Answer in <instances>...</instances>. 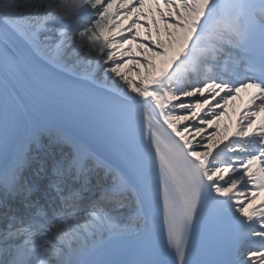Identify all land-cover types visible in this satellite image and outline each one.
<instances>
[{"label": "snow or ice", "instance_id": "snow-or-ice-1", "mask_svg": "<svg viewBox=\"0 0 264 264\" xmlns=\"http://www.w3.org/2000/svg\"><path fill=\"white\" fill-rule=\"evenodd\" d=\"M151 3L163 38L157 19L151 20L155 39L140 22L151 16V9L142 11L145 0H0V136L32 115L12 81L30 75L59 90L76 81L104 112L103 134L120 161L106 163L61 133L51 134L48 145L58 152L38 155L33 146L45 148L41 134L25 136L0 178V264H264V199L255 203L264 193V0ZM130 17L137 18L123 27ZM133 28H143L151 44L137 41ZM13 41L22 42L26 54L10 46ZM133 44L143 62L132 55ZM129 64L140 69L135 79L122 71ZM113 76L126 88L113 80L109 93L91 95ZM246 89L252 91L235 130L219 140V131L201 137L205 125L218 128L223 109ZM183 121L195 123L178 127ZM196 137L207 140L198 142L203 151L193 146ZM157 166L160 252L145 248L136 258H106L112 240L151 242L149 177ZM99 168L112 182L81 208L80 189L69 182L83 188ZM129 194L135 208L114 214ZM206 218L228 230L231 258L193 259V239Z\"/></svg>", "mask_w": 264, "mask_h": 264}, {"label": "bare ground", "instance_id": "bare-ground-1", "mask_svg": "<svg viewBox=\"0 0 264 264\" xmlns=\"http://www.w3.org/2000/svg\"><path fill=\"white\" fill-rule=\"evenodd\" d=\"M160 7H161V9H163V5H161ZM149 9L152 10L151 11V16L147 20H145L143 18L142 19L139 18V19L141 21H144L145 23H147L149 25V28H150L149 34L152 33V38L153 39H155V32L152 30L151 20H152V18L157 19V22H158L157 23V28H159L161 30V38H163V36H162L163 25L159 23V18L156 15L155 6L151 3V0H145V5H144L142 11L145 14H147L149 12ZM134 18H137V17H130L129 19H134ZM126 24H127V22H123L122 26L124 27ZM136 32L137 31H133L132 34H135ZM125 34H129V33L125 32L124 35ZM145 35L146 34L144 32V29L143 28H139V36H137V41H140V42H143L144 44L150 45L151 42L149 40L145 39ZM125 47H127V45ZM131 52H132L133 56H136L135 44H133V46L131 48ZM136 58L140 59L142 62L145 59L144 56H136ZM124 59L126 60L127 57H124ZM129 69H131V70L129 71ZM122 71L125 72L130 79H135V73L137 71H140V69H137L133 65L129 64V65L126 66L125 69H122ZM68 72H70V70H66L65 71V73H68ZM99 80L103 81V73L102 72L99 74ZM113 80H115L118 84H120L121 86L126 88V85H123V81H120L118 78H116L114 76L112 77V79H109V80H107V81H105L103 83H98V85H100L102 88L110 91L112 89V87H113ZM183 100H186L188 102L189 98H183ZM223 111H225L227 113V115L224 116V117H221V119L218 122V124H219L218 128H211V127L205 125L204 126L205 127V132L201 134V137H206L210 133H212L213 131H219V133H220V135L218 137H216L217 140L223 138L225 135H229L228 133H230V124L228 125V122H231L232 118L233 119L234 118L238 119L239 118L238 114L242 110L235 111L233 106L231 104H229L225 109H223ZM176 112H177V114H180V115L185 114L183 112V110H176ZM187 123H195V122L183 121V122H179L177 126L180 127V128H183L184 125L187 124ZM226 125L228 126V133H225V131H224ZM33 131H37V132H39L41 134V133H43V127L30 119V120H28L26 122L25 134L23 135L22 140L24 139L25 136H27L28 134H30ZM190 133H191V129H190ZM190 133L188 134L189 138H191ZM61 134H63V133H61ZM201 137H196V139L193 141V146L196 147L197 150H199V151H203V148L198 146V142L207 143V140H201ZM41 143L45 146V148H48V151H51V149L48 147V145L50 144V140L46 141V140H44V138L41 137ZM44 149H42V150H44ZM55 149L59 150L58 148H55ZM33 152H35L36 154H39V151H34V147H33ZM99 174H100V176L97 177L96 179L91 177V179L96 182V184L93 185L94 190H98L100 185L107 186V185H110L111 182H112V177L110 175L109 176H105V171H104L103 168H100ZM251 190L252 189L249 186V190L248 191L250 192ZM259 196L260 195H258L257 197H259ZM129 197L130 198L127 201H125V206L124 207H118L117 206L118 207V208H116L117 213L119 212V214L127 216V215L130 214V211L133 208H135V199L131 197V194H129ZM234 199H235V197H234Z\"/></svg>", "mask_w": 264, "mask_h": 264}, {"label": "rangeland", "instance_id": "rangeland-1", "mask_svg": "<svg viewBox=\"0 0 264 264\" xmlns=\"http://www.w3.org/2000/svg\"><path fill=\"white\" fill-rule=\"evenodd\" d=\"M132 31H133V29H132ZM125 37H129L130 38L129 34H126Z\"/></svg>", "mask_w": 264, "mask_h": 264}]
</instances>
